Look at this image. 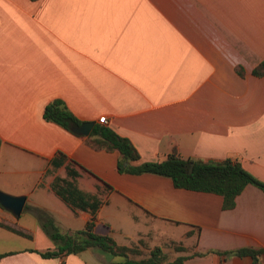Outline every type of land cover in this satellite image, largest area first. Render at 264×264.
I'll return each instance as SVG.
<instances>
[{
	"label": "crops",
	"instance_id": "1",
	"mask_svg": "<svg viewBox=\"0 0 264 264\" xmlns=\"http://www.w3.org/2000/svg\"><path fill=\"white\" fill-rule=\"evenodd\" d=\"M263 58L264 0H0V190L25 196L18 216L0 206V221L28 233L0 225V264L112 259L95 247L42 254L56 247L46 216L62 233L90 217L54 191L55 176L102 200L93 230L117 243L159 245L169 259L214 250L176 264H264V253L254 262L215 251L264 247L256 185L223 208L221 195L168 176L118 172L116 149L42 117L60 98L81 121L126 136L139 153L133 163L171 151L229 157L264 181V73L251 72Z\"/></svg>",
	"mask_w": 264,
	"mask_h": 264
},
{
	"label": "trees",
	"instance_id": "2",
	"mask_svg": "<svg viewBox=\"0 0 264 264\" xmlns=\"http://www.w3.org/2000/svg\"><path fill=\"white\" fill-rule=\"evenodd\" d=\"M236 69L241 72L240 68ZM251 72L255 75L264 73V58L252 68ZM42 117L69 131H72L71 125L81 122L68 110L60 98H52L44 105ZM86 141L95 148L116 149L118 152L116 170L118 172H154L168 176L174 186L221 195L223 208L232 207L234 197L246 183L254 184L264 192V181L254 177L237 160L229 157L205 161L184 158L175 151H171L161 159L133 163L139 158V153L132 142L126 136L117 134L110 127L98 123L93 124L86 135ZM190 163L191 168L188 170ZM67 172L72 174L69 168H67ZM51 187L71 207L88 211L90 217L81 228L62 233L46 216L42 226L47 235L55 242L56 247L44 251L43 255L76 253L88 247H95L106 252L112 258L107 264H176L191 254L200 255L214 251L211 249L202 252L192 251L190 254H179L169 259L159 245H153L145 250L137 245L117 243L109 233H98L93 230V219L102 203L101 199L80 190L71 181L60 176L54 177ZM0 225L19 234H28L10 223L0 221ZM172 247L179 251L186 249L179 243H173ZM215 251L223 254L249 255L255 262L258 255L264 253V247L242 246L232 250ZM133 253L141 254V256H132ZM113 256H119V258L113 259Z\"/></svg>",
	"mask_w": 264,
	"mask_h": 264
},
{
	"label": "water",
	"instance_id": "3",
	"mask_svg": "<svg viewBox=\"0 0 264 264\" xmlns=\"http://www.w3.org/2000/svg\"><path fill=\"white\" fill-rule=\"evenodd\" d=\"M94 121L84 120L77 125H71L70 129L75 133L88 134ZM191 168V163L189 164L188 170ZM25 196L22 194H9L0 190V206L7 209L13 216H18Z\"/></svg>",
	"mask_w": 264,
	"mask_h": 264
},
{
	"label": "rangeland",
	"instance_id": "4",
	"mask_svg": "<svg viewBox=\"0 0 264 264\" xmlns=\"http://www.w3.org/2000/svg\"><path fill=\"white\" fill-rule=\"evenodd\" d=\"M146 250V249H145ZM175 250V249H174ZM177 251V250H176ZM103 252V251H102ZM106 255H107V253L106 252H104ZM132 256H135V257H138V256H141V254H136V253H133V254H131ZM168 256V255H167ZM119 258V256H113V259H118Z\"/></svg>",
	"mask_w": 264,
	"mask_h": 264
},
{
	"label": "built area",
	"instance_id": "5",
	"mask_svg": "<svg viewBox=\"0 0 264 264\" xmlns=\"http://www.w3.org/2000/svg\"><path fill=\"white\" fill-rule=\"evenodd\" d=\"M104 115H100V116H98V118H97V121L98 122H103L104 121Z\"/></svg>",
	"mask_w": 264,
	"mask_h": 264
}]
</instances>
